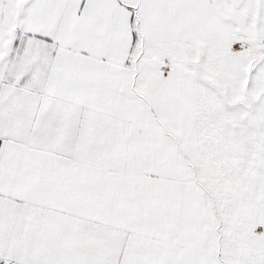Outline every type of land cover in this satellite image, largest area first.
<instances>
[{"label": "snow or ice", "instance_id": "obj_1", "mask_svg": "<svg viewBox=\"0 0 264 264\" xmlns=\"http://www.w3.org/2000/svg\"><path fill=\"white\" fill-rule=\"evenodd\" d=\"M0 264H264V0H0Z\"/></svg>", "mask_w": 264, "mask_h": 264}]
</instances>
